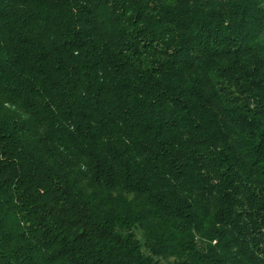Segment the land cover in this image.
<instances>
[{"label": "trees", "instance_id": "1", "mask_svg": "<svg viewBox=\"0 0 264 264\" xmlns=\"http://www.w3.org/2000/svg\"><path fill=\"white\" fill-rule=\"evenodd\" d=\"M0 157V264H264V0H0Z\"/></svg>", "mask_w": 264, "mask_h": 264}, {"label": "snow or ice", "instance_id": "2", "mask_svg": "<svg viewBox=\"0 0 264 264\" xmlns=\"http://www.w3.org/2000/svg\"><path fill=\"white\" fill-rule=\"evenodd\" d=\"M31 2H32L35 6L40 7V6H47L49 0H31ZM166 2L169 3V4H173V3L176 2V0H166ZM158 3H159V0H154V6H155V5H158ZM81 35H84V33H81ZM76 39H79V37H77ZM57 67H59V65H58ZM77 86H79V84H78ZM84 87L90 89V88L95 87V84H94V82L91 83V84H87V83H85V84H84ZM82 94L85 95V96L87 95L86 92H84V93H82ZM257 142L259 143V141H257ZM2 159H3V158L0 157V160H2ZM262 251H264V250H262Z\"/></svg>", "mask_w": 264, "mask_h": 264}, {"label": "rangeland", "instance_id": "3", "mask_svg": "<svg viewBox=\"0 0 264 264\" xmlns=\"http://www.w3.org/2000/svg\"><path fill=\"white\" fill-rule=\"evenodd\" d=\"M136 236L141 241V236L138 232H136ZM142 245H143V242H142ZM143 250H145L144 245H143ZM161 264H174V262L172 260H169V261L161 260Z\"/></svg>", "mask_w": 264, "mask_h": 264}]
</instances>
